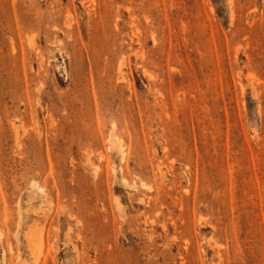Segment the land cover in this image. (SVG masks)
<instances>
[{"label":"rangeland","instance_id":"374dc122","mask_svg":"<svg viewBox=\"0 0 264 264\" xmlns=\"http://www.w3.org/2000/svg\"><path fill=\"white\" fill-rule=\"evenodd\" d=\"M0 264H264V0H0Z\"/></svg>","mask_w":264,"mask_h":264},{"label":"bare ground","instance_id":"6f19581e","mask_svg":"<svg viewBox=\"0 0 264 264\" xmlns=\"http://www.w3.org/2000/svg\"><path fill=\"white\" fill-rule=\"evenodd\" d=\"M11 43H12V44H11V46H12V45H13V43H14V42H12V39H11ZM13 47H14V45H13Z\"/></svg>","mask_w":264,"mask_h":264}]
</instances>
